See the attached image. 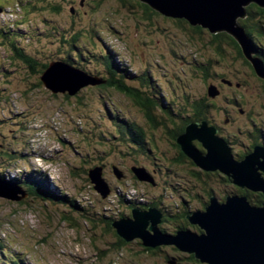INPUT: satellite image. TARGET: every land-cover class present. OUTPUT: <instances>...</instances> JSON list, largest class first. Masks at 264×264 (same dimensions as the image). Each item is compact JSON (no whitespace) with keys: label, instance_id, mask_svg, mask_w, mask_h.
Segmentation results:
<instances>
[{"label":"rangeland","instance_id":"rangeland-1","mask_svg":"<svg viewBox=\"0 0 264 264\" xmlns=\"http://www.w3.org/2000/svg\"><path fill=\"white\" fill-rule=\"evenodd\" d=\"M6 1L10 2L7 5V15L1 16L0 19L9 24L0 26L8 28L7 30L15 34V37H20L19 39L21 36L25 37L17 42L19 48L26 56L38 62L42 60L52 62L63 56L62 53L67 50L59 43L63 31H67L68 34L81 33L80 46L84 47L83 49H88L92 53L99 52V49L102 51L103 46L113 50L117 57H120V60L116 61L133 68L138 72L137 76L143 75L146 70L152 72L154 82L166 90L167 98L170 89L178 98L180 95L188 96L191 100L206 97L208 85L218 87V84H221L217 79H214V82L211 79L205 80V64L211 61L214 78L216 75H226L225 79L233 80V83H236L235 69H242L240 63L236 61L234 51L224 50L225 58L219 57L214 45H211V34L204 31L203 38H200L187 28L190 26L183 28L181 24L160 14L152 15L149 20H145L144 11L135 7L134 2L130 0H103L101 4L96 3L98 0H83L84 6H81L82 0H22V4L18 0ZM73 2L75 4L71 5ZM74 10L79 12V16L72 15ZM3 30L6 32V29ZM92 31L98 33L99 40H95V44L89 43ZM9 39L12 42L16 40L13 37ZM88 67L86 73L89 71L88 73L95 74L94 70L97 69L95 63H89ZM39 78L0 45V146L3 145L1 139L9 143V146L14 144L17 148L22 146L15 142L19 132L23 128L24 130L33 128L37 155L31 158L30 163L34 170L48 177L47 189L51 193H59L65 189L69 195L82 202L87 207L88 217L93 218L95 223L86 222L76 215L77 225L63 221L61 218L63 208L33 200L22 190L25 194L23 202L0 198V241L3 243L6 241L5 244L11 252L19 251L22 254L21 258L29 264H168L165 254L139 252L140 246L137 244L139 239L130 242L123 240L127 245L119 246L114 231H107L109 217L122 212L130 218L129 220H134L133 208L132 210L126 208L125 212L122 210L123 206L126 207L124 205L126 198L128 200L139 198L145 202L144 206H139L135 210L140 212L151 210L152 208L146 204L153 200L158 201L154 198L161 196L162 202L173 208L171 210L173 216L184 211L189 214L202 210L199 196L206 200L205 187L194 182L196 181L194 178L190 180L184 174L185 171L183 173L178 171L180 173L178 179L170 176L175 181V190L171 192L169 186L166 188L165 180L168 179L170 172L165 166L170 164H164V145L158 142V148H154V153L148 158L142 155L132 156L127 143L121 142L115 132L112 118L113 110L117 109L106 107L103 114L98 103L99 92L95 87L88 86L79 92L77 96L82 97L81 103L77 96L67 100L65 94L55 96L44 86L40 90L34 89L26 97L24 89L38 84ZM169 82L174 84L173 87L169 86ZM247 84L244 91L241 88L237 93L231 92L226 85H223L222 89L218 87L220 98L214 100L218 103L220 112L213 108L210 110L211 118L221 127V131L234 135L240 140V144L245 142L246 146L251 141L246 135L251 129L246 113L255 112L252 119L256 123L264 124L263 90L251 79ZM140 90L143 91L142 88ZM159 91L158 89V95L163 97ZM232 93L243 95L241 99H245L246 104L240 109L244 113H238L239 108L236 104L222 103V97ZM112 102L120 108L117 110L120 121L136 124L150 132L146 129L142 110L130 98H124L111 91V100H108V104L111 106ZM225 110L231 112L232 123L226 120ZM19 121L22 124L18 125ZM258 126L260 127L259 124ZM100 128L108 130L110 134V138L102 143L101 139L96 138ZM16 130H19L18 133L14 132ZM160 130L165 134V137L161 136L160 139L168 144L170 138L166 129L162 127ZM1 135L8 136V141ZM240 144L235 142L234 156L239 150L246 151ZM154 157L160 158L157 165ZM134 165L144 167L149 174L151 173L155 185L137 180L134 183L129 172V168ZM96 166L102 168L103 182L108 185L111 192L103 202L101 196L93 190L89 177V170ZM114 166L118 171L125 173V179L118 181L115 178L116 172L112 168ZM19 173L18 170H11V173L6 170L1 181L11 188H16L14 181ZM216 190L223 192L224 185ZM119 192L125 194L123 204L116 200ZM143 196L147 198L142 199ZM118 207L120 209H117ZM159 214L163 220L164 213L159 211ZM105 216H108V219H104ZM168 223L165 222L163 225ZM7 240H10L11 244L8 245Z\"/></svg>","mask_w":264,"mask_h":264},{"label":"trees","instance_id":"trees-1","mask_svg":"<svg viewBox=\"0 0 264 264\" xmlns=\"http://www.w3.org/2000/svg\"><path fill=\"white\" fill-rule=\"evenodd\" d=\"M18 1L20 4H22V0H18ZM119 1H123V0H119ZM130 1L134 2V4L136 5L135 7H138L144 11L145 20H149V18L152 15L158 14L157 12L151 10L148 6L142 4L138 0H130ZM9 4H10L9 1L0 0V9L3 10L2 8H7V5ZM73 4L75 3L73 2L71 5ZM247 10H248L247 18L244 20H240L239 22L240 25L245 29L248 36L251 38L252 44L255 47V56L259 57L262 61H264V9H261L256 5L252 4L247 8ZM172 20L177 22L178 24H181L183 28L190 26L188 22L185 20H178V19H172ZM7 24L9 23H6L5 21L0 19V25H7ZM187 28H189V30H191L193 33H196L198 36H200V38H203L202 35L205 34L204 31H206V33H209L206 29H203L202 27L199 26L197 27L190 26ZM3 29H6V32ZM7 29L8 28H6L5 26H0V45L4 46L5 49L9 50V52L12 55L18 58L21 62H23L24 65H26L33 74H36L40 77L39 78L40 82L38 84L28 86L26 87V89H24L25 91L24 95L26 97L34 89L38 88L37 90H40L41 87L44 86L41 81V76L47 70L48 66L51 63L57 61L65 62L86 73V71L89 68L88 64L94 62L97 68L94 70L95 74L88 73L89 71L87 72V74L99 78L102 81L100 85L93 86L99 92L98 103L102 107L101 108L102 113L104 114L106 107H115L117 110H120L119 107L117 108L115 106V104L113 103L114 101L111 103V106L110 104H108V100H111V91H114L122 95L124 98L127 99L130 98L133 102L136 103L138 107H140L144 115V119L146 121V126H147L146 129L150 132H146L143 127H140L136 124H129L120 121L117 110H113L114 112L113 118L110 116L113 119V122L115 123L116 135L118 134L121 142L127 143L131 155L135 157L138 155H142L148 158L150 157V155L154 153V148L155 149L156 147L158 148L157 146L158 142L161 145H164V149H163L165 156L164 164L165 165L166 163L167 165L170 164L168 166H165L167 168V171L170 172V174H168L169 175L168 179H166L167 181L165 180L166 188L169 186L171 192H173V189L175 190L174 187L175 181H173L170 176H173V178L178 179V176H180L179 175L180 173L178 171H180L181 173L185 171L184 174L188 176L190 180L194 178L196 180L194 182L202 184L207 191V192L204 191L207 197L206 200L205 198L203 199V197L199 196L200 197L199 203L202 206L201 207L202 210L199 211H203L205 207L208 206L211 196L214 197L217 196L219 201H221L224 200L228 195H238V196L247 197L248 201L253 205L264 204V195L262 193H253L246 189H240L232 183V180L228 176L220 172H204L198 169V167L194 164V162L182 153L180 146L177 144V138L184 133L185 128L189 124H194V123L201 124L202 122H206L209 127H214L218 131L217 135L222 139H224L227 145L231 148L232 153H234L233 149L235 147V142L237 141L240 144V140H238L234 135H231L230 133L225 134L223 130L221 131V127L217 125L215 120L212 119L210 115V110L212 108L220 112V107H218V103L215 102L214 100V99H219L220 94L217 97H215L213 100H209L212 98L208 96V89H207L206 97H203L201 99L191 100L189 99L188 96L183 97L180 95V98L184 100L182 101L180 98L176 96V93L168 89V98H167L166 90H164L162 86H160V84H156V81L154 82V74L152 72L146 70L143 73V75L139 74L137 76L136 74L138 72L134 71L133 68L131 69L127 64L126 65L119 64L121 62H118L116 60L117 59L120 60V57L118 58L117 54H115L113 50H108L104 46H103V50L101 51L99 49V52L97 53H92L88 49H83L84 47L80 46V40L82 39L81 33H76V32L73 34H68L67 31H63L62 34H60L61 37L59 43L63 45V48H67V50L64 53H62L63 56H60L59 58H57L56 61H52V62L51 61L44 62L43 60L38 62L33 58L26 56L23 53V51L19 48L17 42L21 41V39H24L25 37L21 36V39H19L20 37L19 38L15 37L14 36L15 34H11L10 30ZM10 37L16 38V40L13 42L10 41L9 39ZM95 40H99L98 33L92 31L89 38L90 41L89 43L95 44L96 43ZM211 45H214L217 54L222 59H224L226 56L225 51H229V52L230 50L234 51L236 53V61L240 63L242 69L239 70L235 69L234 78L236 83H233V80L231 81L225 79L226 75H216L214 78L212 75V70H211L212 67L210 61L208 64H205L206 68L204 69V78L206 81L208 79H211V81L214 82V79H217L219 83H221L218 84L219 89H222L223 85H226V87H228L231 92L237 93L241 91V88L242 91H244L245 87L248 86L247 81L251 79L253 82L256 83L258 87H260L263 90V95H264V81L258 78L252 66L244 58L238 43L232 37H230L226 33H219L216 35L211 34ZM223 46H225V48ZM225 81L230 84H224L223 82ZM169 83H170L169 86L173 87L174 84H172L171 82ZM252 86L255 87V84H253ZM215 87L217 88V91H219L220 93L218 87L217 86ZM141 88L143 89V91L140 90ZM158 89L160 90L159 92L162 93L163 97H160L158 95ZM79 92L73 96L65 94V98L69 100L71 97L77 96ZM233 93L230 95L223 96L222 103L227 102V104L228 103L236 104L238 106L237 108H239L238 113L242 114L244 113V111L241 110L240 108L242 105L246 104V100L241 99L243 98V95L239 96ZM237 97H239V99ZM77 98L80 100L79 103H81L82 97L77 96ZM175 99L180 101H176ZM4 100L5 98L3 99V101ZM106 104L108 106H106ZM173 104H180V106L175 107ZM224 113L226 115L225 117L226 120H229L230 121L229 123H232V121L230 120L231 112L225 110ZM255 114H256L255 112L246 113L248 122H250L251 125L250 127L251 129L248 130L246 135L251 141L248 143L247 146L245 142L244 144H240V146L245 147L246 150L245 152H240L239 150V153L235 155V157H237L240 160H243L247 155H249L252 152L253 147L257 143H259L260 146L264 147V132H263L264 129L260 128V127H264V124L263 122H261V124L257 122L260 125V127L258 126L256 121L252 119V117H255ZM105 116L107 115H104V117ZM20 124H22L21 121L18 122V125ZM162 127L166 129L167 134L169 135L170 140L168 144H166L164 141H162V139H160L161 136L165 137L164 132L160 130L162 129ZM24 129L25 128H23L22 131L20 130L21 132H19V135L16 137L17 140L15 142L22 145L19 146L18 148L16 147V144L13 143L14 145L9 146V143H6L5 140L1 139L2 141L1 143L3 145L0 146V179L1 180L4 179L2 177L3 174L6 172V170H8L9 173H11V170L12 171L18 170L20 173L18 175V178H16L14 181L17 187L20 188L21 190H24L30 197L33 198V200L41 201L43 203H50L56 208H63L61 210L62 211L61 218L63 221L66 222L69 221L73 225H77L78 220H76L75 218L76 215L82 217L86 222L95 223L93 218L88 217L87 207H85L82 204V202H79L77 198H74L71 195H69L68 191L63 189L61 192L53 194L50 192V190L47 189V187L49 186L48 177L43 173H39L35 171L30 163L31 158L33 159L37 155V151L34 148L36 145V141L34 138L35 130L33 128H31L32 130L29 129L24 130ZM259 129H261V131ZM18 131L19 130H16L14 132L18 133ZM97 133L98 135L96 136V138L97 140L101 139L100 143L110 138V134L108 130H104L100 128V130H98ZM1 137L6 138V141H8L9 138L8 136L1 135ZM194 145L199 150L201 151L203 150L201 144H199L198 142H194ZM159 160H160L159 157H154V161L156 162V165H157V161ZM156 167L160 170L158 166ZM133 168H144V167H140L139 165L137 166L134 165L129 168V172H131L130 174H132V179L135 183L139 180L134 174L132 170ZM149 171L151 172V170ZM125 178L126 175L122 171V178L120 180H118L117 178L116 179L118 181H121ZM153 180L155 181L154 177ZM144 183L151 184L149 182H144ZM222 184L224 185L225 190L223 192H218L216 188L220 187ZM151 185L154 186L155 183L154 185L153 184ZM170 190H167V192L169 193ZM215 193H217V195ZM117 195L118 196L116 197V200H118V202L120 200L121 204H123L122 200L126 198L124 196L125 194L119 192L117 193ZM146 198L147 197L144 196L142 197V199H146ZM126 199L127 200L124 199L125 200L124 205L126 207L123 206L122 208L124 212L127 209L128 210H132V208L137 209L139 206H144L143 203H145L139 198L133 200H128V198ZM154 199H158V201L153 200V202H148L146 205L150 206V208L152 209H156L164 213L165 217L163 220H161V223L158 225V229L160 230V233L163 237L166 238L174 237L176 236L177 232L183 230H188L191 232H194L192 230H195L196 232L194 233H202L201 229L198 226H193L189 222L187 218L188 215L187 212L185 211L180 212L177 215L173 216L171 212L173 208L170 205H166L165 202H162V196L160 198H154ZM101 200H102L101 202H103L106 201L107 198L106 199L101 198ZM165 208H167V210H164ZM117 209L120 208L118 207ZM112 215L113 217H109V221L107 222L108 225L106 227L107 231L108 230L114 231L113 233L116 239H118L119 246H122L124 244L127 245L121 238L118 237L116 230L113 227V224L128 218V216L124 215L122 212L121 213L118 212V215L117 214H112ZM104 219H108V216H105ZM165 222H169V223L167 225H163ZM5 242L3 243L2 241H0V264H29L27 261L21 258L22 254L19 251L17 253L11 252V249L7 248ZM7 243L8 245L11 244L10 240H7ZM137 244L140 246L139 252L141 253L142 252L153 253L155 255L156 254L159 255L161 253L165 254V259L168 264H203L195 257V255L181 252L174 245H163L157 248H146L144 247L143 242L139 240Z\"/></svg>","mask_w":264,"mask_h":264},{"label":"water","instance_id":"water-1","mask_svg":"<svg viewBox=\"0 0 264 264\" xmlns=\"http://www.w3.org/2000/svg\"><path fill=\"white\" fill-rule=\"evenodd\" d=\"M138 1L166 18L185 20L190 26L202 27L210 34H228L238 43L258 78L264 80V62L255 56L251 38L239 22L247 18V8L252 4L264 9V0ZM41 81L52 94L70 96L83 88L102 83L99 78L61 61L51 63L41 76ZM223 83L230 84L226 81ZM219 94L215 86L208 87L210 98L214 99ZM217 134L218 131L206 122L189 124L177 138V144L200 170L220 172L228 176L236 187L264 195V147L254 146L252 152L240 160ZM194 142L201 144L203 150H199ZM112 168L120 180L122 172L115 166ZM101 170L100 167L89 170V177L94 191L106 199L110 192L103 182ZM132 170L139 181L153 184L152 177L144 168ZM0 198L21 202L25 194L0 180ZM132 212L133 221L126 218L113 224L118 237L125 242L139 239L146 248L174 245L181 252L195 255L203 264H264V204L255 207L247 197L228 195L223 201L211 198L203 211L197 210L187 215L189 222L198 226L202 233L183 230L168 238L163 237L158 229L161 223L158 210Z\"/></svg>","mask_w":264,"mask_h":264},{"label":"flooded vegetation","instance_id":"flooded-vegetation-1","mask_svg":"<svg viewBox=\"0 0 264 264\" xmlns=\"http://www.w3.org/2000/svg\"><path fill=\"white\" fill-rule=\"evenodd\" d=\"M101 1H103V0H98V1H96V3H101ZM105 1V0H104ZM81 6H84V1L82 0V4H81ZM95 7V6H94ZM3 10H1L0 9V18H1V16H4L6 13H7V8H2ZM7 15V14H6ZM72 15H74V16H78L79 15V12H77L76 10H74L73 12H72ZM264 81V80H263ZM260 131H261V129H259ZM256 145H259V143H257ZM255 145V146H256ZM169 255V254H168Z\"/></svg>","mask_w":264,"mask_h":264},{"label":"clouds","instance_id":"clouds-1","mask_svg":"<svg viewBox=\"0 0 264 264\" xmlns=\"http://www.w3.org/2000/svg\"><path fill=\"white\" fill-rule=\"evenodd\" d=\"M35 148V147H34ZM97 167V166H96ZM101 168V167H100ZM146 170V169H145ZM147 171V170H146ZM122 172V171H121ZM150 176L152 177V175L150 174ZM116 177V176H115ZM152 179H153V177H152ZM153 182H154V180H153ZM111 190V189H110ZM110 194H111V192H110ZM110 195H108V197H109ZM107 197V198H108ZM134 210H137V209H134ZM178 233V232H177Z\"/></svg>","mask_w":264,"mask_h":264},{"label":"bare ground","instance_id":"bare-ground-1","mask_svg":"<svg viewBox=\"0 0 264 264\" xmlns=\"http://www.w3.org/2000/svg\"><path fill=\"white\" fill-rule=\"evenodd\" d=\"M255 207H260V206H255ZM173 235V234H172Z\"/></svg>","mask_w":264,"mask_h":264}]
</instances>
